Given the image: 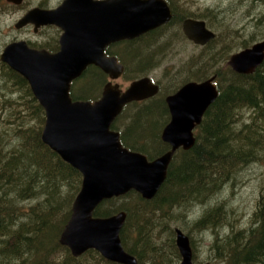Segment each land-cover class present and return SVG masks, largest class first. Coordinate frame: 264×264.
<instances>
[{
  "label": "trees",
  "instance_id": "obj_1",
  "mask_svg": "<svg viewBox=\"0 0 264 264\" xmlns=\"http://www.w3.org/2000/svg\"><path fill=\"white\" fill-rule=\"evenodd\" d=\"M168 1L177 11L175 0ZM255 20L264 26V18ZM166 30L119 42L108 50L125 64L124 78L132 80L149 74L159 65L163 45L146 58L138 60L136 56L148 45L156 44L154 41ZM218 36L203 47V52L189 58L184 71L166 84L159 82L157 96L127 104L112 124L113 129L120 131L124 146L152 159L170 149L161 139L162 129L170 120L165 97L189 80L201 81L216 75L219 95L196 128L195 145L176 152L155 197L145 199L132 190L103 201L96 209V215L103 217L127 212L121 239L139 264H179L180 251L172 227L176 220L174 208L206 204L245 166L253 162L264 165V61L249 74L236 72L229 65L226 69L216 68L230 52V46L222 42L215 52ZM242 44L247 47L246 42ZM0 75V127H4L0 129V264H81L87 263L82 261L84 256L119 264L95 249L75 257L68 246L61 244L60 235L81 189L82 173L43 141L45 110L28 80L6 65ZM107 81L108 75L91 65L73 82L72 97L96 100ZM137 106L129 123L121 127L120 119L126 111ZM144 116L148 117L145 124ZM27 200L30 202L26 205ZM229 216L227 205L219 203L205 208L191 222L198 231L217 230L212 241V264H264V184L250 226L240 228L231 223L229 233L221 235V227ZM166 242H171V247Z\"/></svg>",
  "mask_w": 264,
  "mask_h": 264
},
{
  "label": "water",
  "instance_id": "obj_2",
  "mask_svg": "<svg viewBox=\"0 0 264 264\" xmlns=\"http://www.w3.org/2000/svg\"><path fill=\"white\" fill-rule=\"evenodd\" d=\"M171 18L166 0H65L54 10L35 9L23 19L62 27L60 51L32 48L26 41L10 43L3 50L2 60L28 80L45 110L43 141L82 173L81 189L60 235L61 244L68 246L74 256L95 249L112 262L139 264L121 239L127 212L103 217L96 215V209L103 201L132 190L145 199L155 197L174 155L180 148L187 150L195 145L194 130L218 97L216 76L192 80L169 94L166 103L171 119L162 129L161 139L170 149L153 159L124 146L120 132L112 128L128 103L148 99L158 94L160 87L150 76L132 81L126 90L113 83L123 74L124 65L116 56L105 53L106 46L135 39ZM183 30L199 45L216 37L202 19L186 18ZM263 61L264 40L235 52L228 64L236 72L249 74ZM92 64L112 80L105 84L100 98L74 99L72 82ZM176 244L181 255L179 264H198L191 239L180 228H176Z\"/></svg>",
  "mask_w": 264,
  "mask_h": 264
},
{
  "label": "rangeland",
  "instance_id": "obj_3",
  "mask_svg": "<svg viewBox=\"0 0 264 264\" xmlns=\"http://www.w3.org/2000/svg\"><path fill=\"white\" fill-rule=\"evenodd\" d=\"M175 2L177 11L185 14L187 18H198V16L203 15L207 17L206 20L209 27L216 32L217 36L219 35V43H217L215 52L219 51L218 47L221 42L230 46V52L225 62L218 63L216 68L222 67L226 69L231 55L244 49L242 42H246L247 47H251L254 43L264 40V26L257 25L255 20L256 18H264V0H175ZM21 13L22 11L19 12V14ZM213 13L216 15L213 16ZM15 18L16 14L12 15V17L3 18L2 38L9 37L11 33V29H9L11 28L10 24L14 22ZM180 28V23L175 22L154 41L156 44H151L152 46L148 45L150 47L142 49L141 55L136 56L138 60L146 58L153 51L157 50L159 45H163V49H160L158 56L159 65L148 74L154 81L161 84H166L172 76L184 71L188 66L189 58L196 56L204 49V45L196 44L194 41L185 38ZM117 82L121 83L123 88H126L129 84V81L123 80V78L118 79ZM138 108V106L131 107L126 111L125 115L120 119L121 127L125 128L129 123L130 115L134 114ZM147 118L144 116L143 124H145ZM3 128L0 127V129ZM194 131L196 133V128ZM263 178L264 165L260 162H253L240 170L236 178L226 184L210 202L206 204L190 203L189 206L183 204L174 208L176 220L173 223L171 222L172 227L174 230L176 228L182 229L187 235L191 236H189L190 239L194 240V245H192L194 261L197 263L210 261L212 263L214 260L212 241L216 237L215 233L217 230L198 231L192 228L191 222L199 218L205 208L225 203L228 209H230V216L221 227V235L229 233L231 223L240 228L250 226V220L253 217L252 215L255 211L262 185L264 184ZM29 202L30 200H27L25 204L27 205ZM154 220L157 221L156 219ZM162 240H158V243H161ZM166 246L171 247V242H166ZM84 257L86 259L82 261L87 263L82 262L81 264H111V262L103 263L101 260H92L90 257L88 259V256Z\"/></svg>",
  "mask_w": 264,
  "mask_h": 264
},
{
  "label": "flooded vegetation",
  "instance_id": "obj_4",
  "mask_svg": "<svg viewBox=\"0 0 264 264\" xmlns=\"http://www.w3.org/2000/svg\"><path fill=\"white\" fill-rule=\"evenodd\" d=\"M64 1L65 0H21V2H15L12 0H0V69L4 65L9 66V64L4 62L2 60V57H1L4 48L8 44L16 42V41H26L30 47L36 48V49H44L50 53H56V52L60 51V49H61V36L64 33V29L62 27L58 26L57 24H52V23H43V24L37 25V22L34 20L24 22L23 19L32 10L38 9V10L51 11V10L58 8ZM94 1H100V0H94ZM166 2L168 3L169 7L172 10V18L168 22L147 31L146 33L142 34L141 36L147 35L150 32H154L155 34H160L164 28L168 29L175 22L180 23V25H181L180 29L182 30V33L184 34L183 22L187 18V16H185V14H183V13L179 15L177 13V11H175L172 8V6L169 4V1L166 0ZM20 11H22L21 14H19ZM14 14H16V18H15L14 22H12L10 24L11 28H9V29H11L10 30L11 33H10L8 38H2L3 37V31H2L3 18L4 17H12V15H14ZM141 36H139V37H141ZM139 37H137V38H139ZM128 40H130V39H124L122 41H128ZM122 41L112 42V43L108 44L105 48V53L108 56H111L112 54H109L108 50L111 48H114L117 43L122 42ZM118 61H120V60H118ZM120 63H122V62L120 61ZM122 64L124 65L123 74L114 80H112L110 78V76L108 75V81L112 80L113 83H119V82H117L118 79L123 78V80H127L123 76L124 72L126 70V66L124 63H122ZM144 76H148V74L143 75V76H139V77L132 79V80H127V81H129V84L126 86V88H123L121 83H119L120 87L123 90H126L132 81L137 80V79L144 77ZM0 77H1V75H0ZM79 78H77V79H79ZM190 81H192V80H189L186 83H188ZM73 82H72V85H73ZM157 84L159 85V87L161 86V84L159 82H157ZM185 84H183V85H185ZM71 90H72V88H71ZM159 92H160V90H159ZM159 92H158V94H159ZM158 94H156L150 98H153V97L157 96ZM166 97H165V101H166ZM170 119H171V114H170Z\"/></svg>",
  "mask_w": 264,
  "mask_h": 264
},
{
  "label": "bare ground",
  "instance_id": "obj_5",
  "mask_svg": "<svg viewBox=\"0 0 264 264\" xmlns=\"http://www.w3.org/2000/svg\"><path fill=\"white\" fill-rule=\"evenodd\" d=\"M195 19H200V18H195ZM202 20H205V19H202ZM205 21H206V20H205ZM206 23H207V21H206ZM207 25H208V23H207ZM208 26H209V25H208ZM183 32H184V30H183ZM184 35H185V37L188 39V37L186 36L185 32H184ZM135 39H136V38H135ZM131 40H134V39H131ZM204 46H205V45H204ZM111 56H114V55H111ZM117 59H118V58H117ZM118 60H119V59H118ZM4 62H5V61H4ZM6 63H7V62H6ZM92 65H94V64H92ZM90 66H91V65H90ZM9 67H10V65H9ZM88 67H89V66H88ZM88 67H87V68H88ZM10 68H11V67H10ZM86 70H87V69H86ZM86 70H85V71H86ZM85 71H84V72H85ZM83 74H84V73H83ZM83 74H82V75H83ZM82 75H81V76H82ZM81 76H80V77H81ZM218 91H219V90H218ZM218 95H219V94H218ZM216 99H217V98H216ZM207 109H208V108H207ZM134 191H135V190H134ZM139 194H140V193H139ZM118 197H119V196H118ZM113 198H114V197H113ZM75 257H79V256H75ZM195 262H196V261H195ZM196 263H197V262H196ZM198 264H203V263H198Z\"/></svg>",
  "mask_w": 264,
  "mask_h": 264
}]
</instances>
